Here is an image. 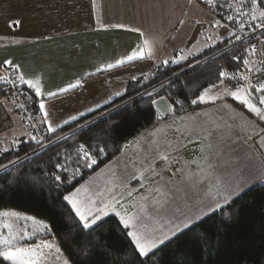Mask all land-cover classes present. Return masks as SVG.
<instances>
[{"label":"crops","instance_id":"obj_1","mask_svg":"<svg viewBox=\"0 0 264 264\" xmlns=\"http://www.w3.org/2000/svg\"><path fill=\"white\" fill-rule=\"evenodd\" d=\"M15 20L20 21L18 26L11 24ZM214 21L217 20L213 14L210 18L196 0L191 3L189 0H0V65L11 60L20 66L26 78L38 77L44 93H58L54 97H37L34 90L23 85L34 99L37 120L51 134L122 97L131 81L149 76L157 66L183 62L229 38L231 29L214 26ZM129 29H139L144 36ZM221 32L225 35L222 39ZM144 38L153 41V59L96 71L129 55ZM164 60L169 62L164 64ZM77 80L81 81L80 86L58 91ZM222 91L220 83L211 89L212 94ZM4 96L5 89L0 87V98ZM41 101L54 131H48V122L42 119ZM224 103L254 122L257 130L264 129V121L225 96L223 101L201 103V108L159 120L131 140L118 155L119 159L122 162L132 159L137 165L152 141H159L162 146L165 140L172 141L180 148L179 153H172L180 162L155 161V164H161L165 173L171 171L172 177L179 176L189 191L187 196L195 202L203 197L204 186L196 184V178L189 181L188 171H195L197 165L191 163L185 168L186 161H200L209 156L215 166L213 183L219 179L243 185L249 175L261 176L264 147L259 142L260 136L251 135V130L243 131L239 127L241 117L233 119ZM27 138L16 105L10 100L6 105L0 104V155ZM246 189L243 186L240 192ZM199 203L207 205L210 201ZM175 206L178 208V204Z\"/></svg>","mask_w":264,"mask_h":264},{"label":"trees","instance_id":"obj_2","mask_svg":"<svg viewBox=\"0 0 264 264\" xmlns=\"http://www.w3.org/2000/svg\"><path fill=\"white\" fill-rule=\"evenodd\" d=\"M215 4L206 9L220 25L242 38L241 17L236 16L234 22L225 19L236 15L237 0H215ZM249 8L250 3L243 11ZM250 45V41L233 36L183 62L157 66L147 78L131 81L125 94L107 106L51 134L46 132L40 144L28 137L3 151L0 210L8 208L44 221L51 239L70 264H264V183L253 184L222 209L201 217L158 246L150 259L139 256L127 236L128 229L116 216H107L92 228L83 229L64 200L159 120L203 107L192 101L204 89L220 83V71H243L242 60L233 57L251 60L245 52ZM28 95L36 116V104ZM160 96L174 111L165 115L157 112L152 100ZM177 100L183 103L176 104ZM81 144L88 147L95 160L91 167L78 152ZM101 147L104 152L98 151Z\"/></svg>","mask_w":264,"mask_h":264},{"label":"snow or ice","instance_id":"obj_3","mask_svg":"<svg viewBox=\"0 0 264 264\" xmlns=\"http://www.w3.org/2000/svg\"><path fill=\"white\" fill-rule=\"evenodd\" d=\"M189 2L191 3V0H189ZM205 2L211 7H216L215 0H205ZM248 3H250V8L249 11L245 12L243 9L248 6ZM248 3H246V0H237L235 8L236 15H228L225 19L234 22L236 16L241 17L239 27L243 30L245 27V18H247V26L252 28L253 31L257 29L264 31V7L260 6L261 3H264V0H248ZM229 7H231V5H229ZM181 23H183V21H181ZM197 23H200V21H197ZM11 24L18 26L20 21L15 20L12 21ZM213 24L214 26H222L220 25V21H214ZM129 30L140 32V35L144 36V33L139 29ZM233 36L237 40L242 39L239 35H237V33L229 32V38ZM257 39L260 38L258 37ZM261 42L264 43V39H262ZM245 52L249 57H252L256 55L257 48L255 45H250V47L245 48ZM154 53L155 48L153 41L149 38H144L129 55L117 60L115 64H107L106 66L98 67L96 71L101 72L110 70L113 67L124 65L127 62L135 60H151L154 57ZM184 58L185 57H181V59ZM233 59L242 60L244 70L232 74H229L227 71L219 72L220 82L223 85L222 94H212L211 89L216 87V85H212L209 88L204 89V91L197 97V99L193 100L192 103H215L217 100L223 101L225 96H230L239 105L246 108L249 113L259 118V120L264 121V69L258 67L257 61L254 59L250 60L247 57L242 58L239 56L233 57ZM168 62V60H164L162 63L167 64ZM0 69H3L4 71V74L0 75V84L15 86L27 85L29 89L34 90L37 97L42 95L54 97L58 94L57 92L44 93L42 91L40 79L38 77L26 78L21 71L20 66L13 64L11 60H5L3 64L0 65ZM13 73L15 74L13 75ZM256 73H260V75L257 76L255 81H253L250 74L254 75ZM225 81H235V83L229 85L226 84ZM241 81H243V83H241ZM80 83L81 81L77 80L74 84H69L66 88L58 91L66 92L71 88L80 86ZM147 94L150 96L152 95V93ZM16 95V92H13L11 96H7V92L5 90L7 100L0 98V104L6 105L7 101L10 100L14 105H16ZM152 103L158 106V108L165 113L174 111V107L167 103L164 96H160L159 99H153ZM175 103L182 104L183 102L177 100ZM18 106L23 107V105ZM223 107L228 109V111L232 114L233 119L237 116L241 117L239 127L243 131L251 130V135L260 136L259 142L261 143V146L264 147V136L261 135V133H264V129L257 130V126L254 122L248 121L246 117H243L241 113H237L235 109H232L227 103H224ZM8 111L11 112L12 110L8 109ZM39 111L43 113V121L48 122V113L45 109V103L43 101L39 103ZM73 119H75V117H73ZM249 126H251V129H249ZM48 131H54L50 122H48ZM177 131H179V129H177ZM251 135H249V139L251 138ZM33 139L35 138L33 137ZM152 146L155 148V154H153ZM125 147H127V145ZM98 151L104 152L105 149L101 147ZM179 151L180 148L174 146L172 141L165 140L163 142V146L159 141H152L151 146L142 158L143 167L141 169L134 168V171L129 174L128 179L118 177L115 174L113 175V179L109 181V183L112 184V189L109 190L111 194L107 198L104 197L103 192H97L95 196L88 195V189L82 186L81 188H77L74 192H71L69 195L64 196V200L71 206L73 212L75 213V217L78 218V222L83 229L92 228L93 225H96L98 221L109 214H114L119 217L123 228L128 229L127 236L134 244L135 250L138 252L139 256L150 259V253H154V250L159 245L176 235V233L182 230V228L190 227L200 217L195 219L185 217L183 221L176 224H173L172 221L169 220V224L171 226L167 230H164L163 228L151 230L142 223L139 215L130 211V208L137 207V204L134 203L135 196L133 191L129 188V184L132 180H139L140 187H144L145 191L149 192L150 195L151 193L149 187H146V181L151 179L153 176H159L161 180L163 179L160 171L156 168L155 161H162L166 164L169 161L179 163L180 161L178 157H174L172 154L173 152L179 153ZM78 152L83 154V158L85 160L90 161L87 166L91 167V165L95 163V160L92 159L87 146L81 144L78 148ZM132 163L135 165L136 162L132 161ZM191 163H196L197 168L195 171L189 169L188 179L189 181H192L193 178H196L195 183L204 186L202 188V201H210V203L207 204L203 210L204 214H207V212L210 211L222 209L224 205L229 204L236 196H238L242 190V184L233 185L225 183L219 179H217L215 183L212 182L211 177L215 166L209 156H203L200 161H186L185 168H188ZM176 171H183V169H176ZM146 173L148 175H145ZM56 180L59 181L60 177L57 176ZM116 188L120 189L119 194L113 190ZM154 191L163 195L159 187H156ZM82 193L85 194L84 199H81ZM136 193L139 194V188L136 189ZM149 195L140 194V199L142 201H147L149 200ZM128 197H132V201H129ZM152 200L156 205H159L156 209L157 212L161 211L163 208V202L159 199V197H152ZM139 207L145 213L147 212L146 206L143 203H141ZM0 218H15L16 220L21 219L17 213L10 211L0 212ZM22 219L25 221L31 220L33 225L38 223L33 217H23ZM41 226L45 230L50 231L47 224H42ZM0 229L7 230L6 234L0 231V264H3L4 261H7L8 264H45V249L52 250L55 248L57 253H60L61 251L59 247L51 243L44 242L36 245L35 247L22 246L21 241L33 239L36 231L35 229L29 231L26 226L22 229H18L14 223L8 222L7 220H0ZM64 264H68V261L65 260Z\"/></svg>","mask_w":264,"mask_h":264},{"label":"rangeland","instance_id":"obj_4","mask_svg":"<svg viewBox=\"0 0 264 264\" xmlns=\"http://www.w3.org/2000/svg\"><path fill=\"white\" fill-rule=\"evenodd\" d=\"M204 9L207 11V14L210 16V18H212V14L210 13V11L207 10L206 8ZM218 27L219 28L222 27V29L224 28L223 26H218ZM223 36L225 35H223V32H221V39L223 38ZM169 65H174V64H169ZM163 67L165 68V65H163ZM132 161H133L132 159L131 160L129 159L122 162L119 159V156L117 158L115 157L108 164H106V166H104L96 173L91 175L86 180L85 182L86 184L82 183L78 188H81L82 186L85 185L84 187L88 189L87 192L88 195L95 196L97 192H103L104 197L107 198L111 194L109 190L112 189V184L109 183V181L113 179L114 174L118 177L128 179L129 174L134 171V168L141 169L143 167V162H139L137 165H133ZM160 166L161 164L156 165V168L158 171H160L161 175L163 176V179L161 180L159 176H153L151 179H148L146 181V187H149L151 193L150 195L149 192L145 191L144 187H140L139 180L131 181V183L129 184V188L133 191V194L135 196L134 203L137 204V207L130 208V211L139 215L142 223L151 230H156L160 228L167 230L171 226L169 224V220H171L173 224H176L183 221L185 217H191L195 219L197 217L201 218L205 216L206 214H204L203 210L205 209L206 205L199 202H206L207 200L202 201V198H197L196 201L199 202H195V199H190L191 197L187 196L189 191H186L187 187L185 186V184L183 185L181 183V181L179 180L180 177L174 175L172 177L171 171H169V173H165L164 171H161L162 168H160ZM145 175L148 174L146 173ZM242 183L244 188H249L253 184H257V183H264V174L262 173L261 176H255L254 174L249 175V177H246L244 182ZM100 186H102L101 190H100ZM156 187H159L161 189L163 195H160L154 191ZM137 188H139V194L136 193ZM113 190L116 191L117 194H119L120 192L119 188ZM140 194L149 195V200L142 201L140 199ZM157 196L163 202V208L159 212H157L156 210L159 207V205H156L152 200V197H157ZM84 198H85V194L82 193L81 199ZM128 200L132 201V197H128ZM141 203H143L146 206L147 209L146 213L142 211L141 208L139 207ZM176 204H178L177 206L178 208H176L175 206ZM4 211L15 212L18 214L19 217H21V219L16 220L15 218H0V220H7L8 222H12L17 226L18 229H22L23 227L26 226L29 231H32L33 229L36 230L32 240L21 241L22 246L35 247L36 245L44 242V243H51L58 247L56 241L51 239L49 232L41 226L42 224H46L44 221L34 218L38 223L33 225L31 220L25 221L24 219H22L23 217H30V216H27L25 214L16 212L8 208L0 210V212H4ZM210 212H207V214ZM110 215H114V214H109L108 216ZM117 218L119 219V217ZM199 219H197L196 222ZM184 229L185 228H182V230ZM182 230L178 231L176 234H178ZM0 231H2L4 234L7 233L6 229H0ZM65 260L67 259L61 251L60 253H57L55 251V248H53L52 250L45 249V264H64ZM3 264H8V262L4 261ZM68 264L70 263L68 262Z\"/></svg>","mask_w":264,"mask_h":264},{"label":"built area","instance_id":"obj_5","mask_svg":"<svg viewBox=\"0 0 264 264\" xmlns=\"http://www.w3.org/2000/svg\"><path fill=\"white\" fill-rule=\"evenodd\" d=\"M198 1L204 8L210 9L211 6H209L205 0H196ZM248 21L247 18H245V27L241 31L242 34V40H248L251 42V45H255L257 48V52L255 56H252V60L257 61V66L264 69V43L261 42L262 39H264L262 30H255L253 31L252 28L248 27ZM262 34V35H261ZM260 39H257V38ZM4 71L0 70V75H3ZM15 73H13L14 75ZM260 73L256 74H250L253 81L256 80L257 76H259ZM226 84H234L235 81H225ZM243 83V81H241ZM221 84V82H220ZM222 88L223 85L221 84ZM0 87L5 89L7 92V96H11L13 92H16V108H17V114L22 122V124L25 126L29 139L36 144H40L45 136L46 131L42 128L39 121L37 120L35 114L32 111V108L30 107V97L23 87V85L15 86V85H9V84H0ZM7 96H4L5 99H7ZM18 105H23V107H19ZM33 137L35 139H33Z\"/></svg>","mask_w":264,"mask_h":264},{"label":"water","instance_id":"obj_6","mask_svg":"<svg viewBox=\"0 0 264 264\" xmlns=\"http://www.w3.org/2000/svg\"><path fill=\"white\" fill-rule=\"evenodd\" d=\"M154 106H155V109L157 110V112H158L160 115H165V114L169 113V112L165 113V112L161 111V110L158 108V106H156V105H154Z\"/></svg>","mask_w":264,"mask_h":264}]
</instances>
